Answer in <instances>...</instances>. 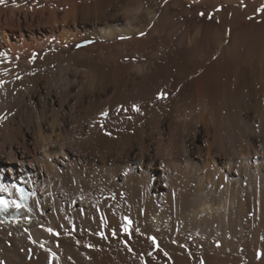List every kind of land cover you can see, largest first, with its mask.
I'll return each mask as SVG.
<instances>
[{
  "label": "bare ground",
  "instance_id": "6f19581e",
  "mask_svg": "<svg viewBox=\"0 0 264 264\" xmlns=\"http://www.w3.org/2000/svg\"><path fill=\"white\" fill-rule=\"evenodd\" d=\"M19 184L0 264H264V0L0 3Z\"/></svg>",
  "mask_w": 264,
  "mask_h": 264
},
{
  "label": "snow or ice",
  "instance_id": "6c2138e0",
  "mask_svg": "<svg viewBox=\"0 0 264 264\" xmlns=\"http://www.w3.org/2000/svg\"><path fill=\"white\" fill-rule=\"evenodd\" d=\"M3 2H4V0H0V3H3ZM0 203H3V201H0ZM17 207H19V205H17Z\"/></svg>",
  "mask_w": 264,
  "mask_h": 264
},
{
  "label": "rangeland",
  "instance_id": "374dc122",
  "mask_svg": "<svg viewBox=\"0 0 264 264\" xmlns=\"http://www.w3.org/2000/svg\"><path fill=\"white\" fill-rule=\"evenodd\" d=\"M50 40H52V38Z\"/></svg>",
  "mask_w": 264,
  "mask_h": 264
},
{
  "label": "trees",
  "instance_id": "16d2710c",
  "mask_svg": "<svg viewBox=\"0 0 264 264\" xmlns=\"http://www.w3.org/2000/svg\"><path fill=\"white\" fill-rule=\"evenodd\" d=\"M161 185H162V183H161Z\"/></svg>",
  "mask_w": 264,
  "mask_h": 264
}]
</instances>
